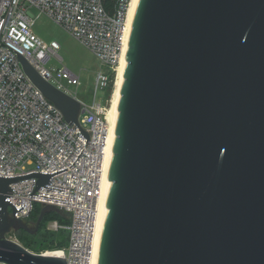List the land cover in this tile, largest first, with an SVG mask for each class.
<instances>
[{
    "label": "water",
    "instance_id": "water-1",
    "mask_svg": "<svg viewBox=\"0 0 264 264\" xmlns=\"http://www.w3.org/2000/svg\"><path fill=\"white\" fill-rule=\"evenodd\" d=\"M20 61L88 142L80 101ZM118 110L100 264H264V0H140ZM72 166L0 176V264H66L6 238L8 195Z\"/></svg>",
    "mask_w": 264,
    "mask_h": 264
},
{
    "label": "built area",
    "instance_id": "built-area-1",
    "mask_svg": "<svg viewBox=\"0 0 264 264\" xmlns=\"http://www.w3.org/2000/svg\"><path fill=\"white\" fill-rule=\"evenodd\" d=\"M103 1L0 0V176L55 173L75 163L53 176L44 186L48 188L35 191L38 180L30 178L11 184L12 194L8 195L18 209L26 205L17 212L16 220L27 219L35 204L70 215L69 225L60 226L54 221L48 226L52 232L61 229L69 232L68 248L57 250L65 254L66 264H92L94 258L109 133L108 107L96 102L95 97L109 86L110 73H116L132 4V0H116L113 13H109ZM31 9L63 27L98 58L104 69L97 76L93 102L79 99L66 87L64 82L79 87L78 76L65 67L56 70L46 67L51 59L61 61V46L56 42L46 43L34 34V21L28 15ZM20 58L46 82L80 101L78 122L87 132L88 142L81 130L68 123L63 113L33 84ZM33 193L38 196L29 197ZM9 214L15 219L11 208ZM6 238L17 242L10 234Z\"/></svg>",
    "mask_w": 264,
    "mask_h": 264
},
{
    "label": "rangeland",
    "instance_id": "rangeland-1",
    "mask_svg": "<svg viewBox=\"0 0 264 264\" xmlns=\"http://www.w3.org/2000/svg\"><path fill=\"white\" fill-rule=\"evenodd\" d=\"M28 15L34 21L33 32L41 40L46 43L56 42L61 46L59 56L61 61L57 59H51L46 67L48 69H59L62 67L67 68L71 73L80 78L81 85L77 86H68L66 82V87L74 94H77L78 98L85 102H93L94 94L96 89L97 76L99 72L104 69L101 66L98 58L88 50L81 42H79L75 37H73L69 32H67L63 27L56 24L46 15H39V11L36 9H31L28 11ZM109 93L98 92L95 97L96 102L103 103L108 108L110 107V98L107 97ZM113 95V94H112ZM42 214H45L43 209ZM42 216V215H41ZM44 217V216H43ZM42 221V220H41ZM54 222V221H53ZM41 223V222H40ZM52 223V222H51ZM40 224H35L31 221H23L21 224L17 225L16 229H12L9 233L10 236L16 240L19 244L23 246V241L21 237L27 238L31 236L29 233L37 231ZM50 225V224H49ZM48 225V226H49ZM22 226L26 227L23 229ZM46 228L42 226L41 232H44ZM63 230V229H61ZM34 231V232H35ZM55 238H49L50 246L53 249H57L56 244L58 241L64 240L68 232L65 234L62 231L60 233L55 232ZM30 239V238H29ZM35 242L31 243L28 249L30 252L35 254H42L44 252H55L57 250H42L41 246L39 247L40 241L38 239H30ZM41 240V239H39ZM69 240H67L65 248H68ZM24 247V246H23ZM40 248V249H38Z\"/></svg>",
    "mask_w": 264,
    "mask_h": 264
},
{
    "label": "bare ground",
    "instance_id": "bare-ground-1",
    "mask_svg": "<svg viewBox=\"0 0 264 264\" xmlns=\"http://www.w3.org/2000/svg\"><path fill=\"white\" fill-rule=\"evenodd\" d=\"M140 0H132V4L129 10L127 26H126V40L122 55L120 58L119 65L116 69V80L114 85V91L112 99L110 102V107L108 108V122H109V133L107 138V149L106 155L104 158V175L101 184V197L98 203V214L96 219V228H95V251L92 264H100V249L102 243V234L103 228L107 216V200L108 194L111 187L110 174L114 158V145L116 141V126L119 115V102L121 98V89L124 81V74L127 67V55L129 51V42L131 38L133 23L135 20L136 12L138 9ZM60 252V251H55ZM54 252H48L47 255Z\"/></svg>",
    "mask_w": 264,
    "mask_h": 264
},
{
    "label": "trees",
    "instance_id": "trees-1",
    "mask_svg": "<svg viewBox=\"0 0 264 264\" xmlns=\"http://www.w3.org/2000/svg\"><path fill=\"white\" fill-rule=\"evenodd\" d=\"M103 2H104V6H105L106 10L109 13H113L116 0H104ZM115 80H116V73L111 72L110 73L109 86L104 91V93H106V92L109 93L107 95L108 98H110L113 94ZM43 209L45 210V214H44V217H43V219L39 225L38 230L35 231L36 230L35 229L34 230L35 232L33 231V233H29L31 236H28L27 238L21 237V240L23 241V246L25 248H29L31 243L35 242L34 240H30V239H38L37 241H40L39 247L41 246L42 250H60V249L65 248L67 240H69V232L65 229L57 232V233H60L62 231L65 234L68 232V236L66 235L64 240L58 241L56 244V247H58V248L53 249V247L50 246V242H53L54 240H51L50 242H49V240L51 238H55L56 234H55V232L48 230V225L53 221H57L60 226L69 225L70 224V215L68 213L60 211L58 209L45 207L42 204H35L31 214L24 221H31V222L37 224L40 220ZM42 226L44 228H46V230L44 232H41ZM39 239H41V240H39ZM38 249H40V248H38Z\"/></svg>",
    "mask_w": 264,
    "mask_h": 264
}]
</instances>
